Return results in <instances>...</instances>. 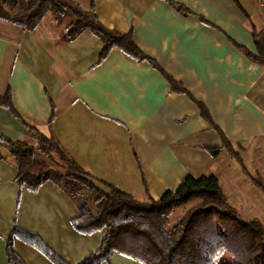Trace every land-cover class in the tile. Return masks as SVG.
Instances as JSON below:
<instances>
[{
    "label": "crops",
    "instance_id": "crops-1",
    "mask_svg": "<svg viewBox=\"0 0 264 264\" xmlns=\"http://www.w3.org/2000/svg\"><path fill=\"white\" fill-rule=\"evenodd\" d=\"M75 1L95 8L108 28L132 32L156 65L117 47L99 61L101 39L90 30L69 39L53 14L34 30L0 18V94L10 90L30 124L56 136L94 176L142 202L176 189L187 174L217 175L231 204L253 200V182L240 163L226 149L218 156L211 149L222 147V132L249 172L264 178V64L245 52L258 53L255 34L264 30L257 0ZM171 79L184 90H175ZM0 134L37 143L1 104ZM0 153V264H8L15 223L71 264L99 249L105 230L84 234L72 224L79 203H88L84 196L73 197L54 179L36 192L22 188L10 147L2 145ZM49 168L43 161L41 170ZM190 206L177 210L173 223ZM14 246L27 264H54L19 239ZM105 264L144 263L116 253Z\"/></svg>",
    "mask_w": 264,
    "mask_h": 264
},
{
    "label": "trees",
    "instance_id": "trees-1",
    "mask_svg": "<svg viewBox=\"0 0 264 264\" xmlns=\"http://www.w3.org/2000/svg\"><path fill=\"white\" fill-rule=\"evenodd\" d=\"M177 7L183 8L182 5ZM48 12L59 24H65V34L71 40L86 30L99 37L103 42L99 61L117 47L138 61L149 60L156 65L137 44L132 32L120 33L108 28L101 22L95 8L86 10L75 0H0V18L19 25L23 30H34ZM255 41L258 53L245 52L264 64V30L255 34ZM171 83L175 90H184L174 79ZM0 104L23 121L30 137L37 140V143H31L0 134V147H10L18 168L16 180L22 188L36 192L46 180L54 179L73 197L86 190L96 195L99 209L96 211L87 202H80L79 215L72 219V224L84 234L106 232L99 249L79 264H105L116 253L144 264H264L263 222L240 215L229 202L217 175L187 174L176 189L166 190L158 199L152 197L149 202H142L94 176L66 152L56 136H48L30 124L15 109L10 90L5 95L0 94ZM199 104L202 115L211 120L208 109L203 103ZM55 116L54 111L51 124ZM221 136L223 145L212 148V154L218 156L221 149H226L252 182L264 190V178L260 174L252 175L241 152L222 132ZM39 154L51 161L54 168L41 170ZM189 205L183 216L173 223L176 211ZM16 239L35 247L54 264H71L41 236L16 223L7 239L8 264H27L15 249Z\"/></svg>",
    "mask_w": 264,
    "mask_h": 264
},
{
    "label": "rangeland",
    "instance_id": "rangeland-1",
    "mask_svg": "<svg viewBox=\"0 0 264 264\" xmlns=\"http://www.w3.org/2000/svg\"><path fill=\"white\" fill-rule=\"evenodd\" d=\"M47 14L52 15L51 12H48ZM38 159L40 163L46 160V158L42 154L38 155ZM47 161L50 162L51 164V161H49L48 159ZM223 171H224V168H223ZM255 176H258V174L256 173ZM245 184H246V181L244 180V176L242 175L241 186ZM253 184H251V182L249 184V187L252 189V192L254 193L253 200L247 203L246 200H241V198H239V200L236 202H234L233 200L232 204L237 208V210L240 212V214H242V216L246 218H250V219L258 218L264 224V190H262L261 188ZM79 195L84 196V198H86V200L88 201V203L92 206L94 210L97 211L99 209V205L97 204L98 202L95 200L96 195L94 193L86 190L83 193H80Z\"/></svg>",
    "mask_w": 264,
    "mask_h": 264
},
{
    "label": "built area",
    "instance_id": "built-area-1",
    "mask_svg": "<svg viewBox=\"0 0 264 264\" xmlns=\"http://www.w3.org/2000/svg\"><path fill=\"white\" fill-rule=\"evenodd\" d=\"M259 6L261 7V9L264 11V0H257Z\"/></svg>",
    "mask_w": 264,
    "mask_h": 264
}]
</instances>
